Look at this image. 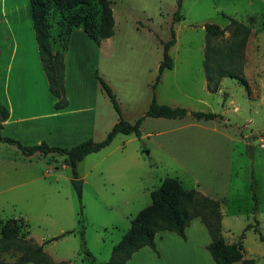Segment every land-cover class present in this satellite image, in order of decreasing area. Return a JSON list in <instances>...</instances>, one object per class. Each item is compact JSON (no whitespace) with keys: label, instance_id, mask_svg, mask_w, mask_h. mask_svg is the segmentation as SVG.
Returning a JSON list of instances; mask_svg holds the SVG:
<instances>
[{"label":"rangeland","instance_id":"1","mask_svg":"<svg viewBox=\"0 0 264 264\" xmlns=\"http://www.w3.org/2000/svg\"><path fill=\"white\" fill-rule=\"evenodd\" d=\"M108 1L113 35L101 45L87 38L80 27L69 38L65 33L76 13L90 12L97 23V6L68 12L51 9L48 14L53 52L63 50L65 43L87 44L81 52L68 49L66 66L70 107L77 105V73L81 86L92 93L95 126L91 139L102 141L119 118L133 124L148 109L153 92L157 104L184 108L188 113L175 119L144 118L139 138L117 134L107 147L87 155L76 168L82 180L80 197L63 156L25 159V203L7 208L6 218L20 212L16 216L25 221L26 238L43 244L44 252L61 264L106 263L130 221L150 204V191L164 178H174L185 190L199 186L209 196L213 194L221 205L224 242H240L243 258L264 264L258 234L253 228L243 232L257 221L264 236V0H182L181 20L174 23L177 0ZM227 17L250 30L241 53L234 57L245 85L223 78L220 92L208 93L202 69L203 26L226 29ZM171 28L175 44L168 54L173 67L162 73L153 91L162 46L170 39ZM230 36L226 30L222 38ZM80 58L86 60L83 67ZM90 66L111 88L120 115ZM192 112L221 118L197 120ZM14 257L0 255L4 261Z\"/></svg>","mask_w":264,"mask_h":264},{"label":"trees","instance_id":"2","mask_svg":"<svg viewBox=\"0 0 264 264\" xmlns=\"http://www.w3.org/2000/svg\"><path fill=\"white\" fill-rule=\"evenodd\" d=\"M32 20L35 42L37 44L38 55L41 67L44 71L48 91L56 99L54 109H64L67 106L65 95L64 77L65 65L64 57L60 52H53L50 37V25L48 14L51 9L68 12L73 9L83 10L84 8L98 7V22L93 21V15L76 13L67 23L65 33L69 38L73 29L80 27L81 31L96 45L102 40L109 39L113 35L114 19L108 0H27ZM182 0H177V8L172 15V23L181 20L180 8ZM229 24L226 29H220L214 24L203 26L204 49L202 69L206 83V89L210 93L219 90L220 82L223 78L239 80L243 85L245 82L239 76V69L235 67L234 57L241 53L250 30L233 18L227 17ZM226 30L231 31L230 39L224 40L222 35ZM67 38V39H68ZM175 44V34L170 29V39L163 43L162 60L160 61L157 73L152 84L154 91L162 73L173 67L172 60L168 54L171 46ZM90 70L100 88L109 99L114 111L120 115V109L111 88L98 75L95 68L90 66ZM188 111L180 107H169L156 103L155 94L146 112L133 124L119 118L111 127L102 141L95 142L87 139L79 144L70 147H51L45 142L38 145L25 146L18 140L2 137L0 142L15 146L26 157L36 152L42 155H60L64 157L65 165L72 169L73 178H78L76 168L87 155L96 153L107 147L117 134L134 135L140 137V125L144 118H183ZM192 117L197 120H215L221 116L214 113L192 112ZM9 116L7 108L0 102V130L2 124ZM150 204L140 210L130 221L128 230L121 240L112 248L110 260L100 264H125L130 260L133 253L143 247H148L156 252L155 235L167 231L172 232L182 239H185V228L194 219H199L205 227L210 242L206 246L214 264H232L241 262L242 264H254L253 259L243 260V247L240 242L227 244L222 238L221 229V205L218 200L203 195L197 190H185L179 181L174 178H164L158 188L150 191ZM25 222L22 219H1L0 218V255L10 254L11 261L0 259V264H61L55 262L51 256L44 252L42 245L36 244L31 238H26L28 232L25 230ZM253 228L258 234V240L262 243L264 250V236L258 230V222L254 225L248 224L243 232ZM68 232L53 240L63 237ZM85 254L90 258V254L85 250ZM264 261V254H263Z\"/></svg>","mask_w":264,"mask_h":264},{"label":"crops","instance_id":"3","mask_svg":"<svg viewBox=\"0 0 264 264\" xmlns=\"http://www.w3.org/2000/svg\"><path fill=\"white\" fill-rule=\"evenodd\" d=\"M85 45L65 43L64 49L60 51L64 57L67 106L54 109L56 99L48 91L40 64L29 4L26 5L25 0H0V102L9 113L0 130L2 137L16 139L25 146L45 142L48 146L62 148H70L91 139L95 126L92 93L88 94L81 86L77 73V105L70 107L69 71L66 66L68 49L74 47L81 52ZM78 60L81 63L79 66L83 67L86 60ZM37 156L42 154L36 152L26 157L15 146L0 142V216L5 217L1 219H9L5 214L7 208L14 209L25 203V159L31 160ZM196 190L209 196L199 186ZM209 197L217 200L213 194ZM19 214L17 212L16 215ZM16 215L12 218L22 219ZM184 234L185 239L167 231L156 234L157 253L143 247L133 253L125 264H214L206 250L210 237L200 220H192Z\"/></svg>","mask_w":264,"mask_h":264},{"label":"water","instance_id":"4","mask_svg":"<svg viewBox=\"0 0 264 264\" xmlns=\"http://www.w3.org/2000/svg\"><path fill=\"white\" fill-rule=\"evenodd\" d=\"M71 183H72V186L74 187L77 195L80 197L82 180L81 179H72Z\"/></svg>","mask_w":264,"mask_h":264}]
</instances>
